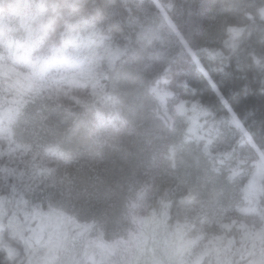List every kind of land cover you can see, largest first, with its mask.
<instances>
[{
  "label": "trees",
  "instance_id": "16d2710c",
  "mask_svg": "<svg viewBox=\"0 0 264 264\" xmlns=\"http://www.w3.org/2000/svg\"><path fill=\"white\" fill-rule=\"evenodd\" d=\"M154 3L117 0L112 8L103 0H0V105L12 72L27 71L39 61L61 60L77 27L131 51L140 43L134 17L161 11L181 31L191 17L210 16L215 5L213 0ZM251 15L230 41L192 47L190 52L170 47L155 55L145 75L151 80L148 88L114 104L100 94L109 76L106 56L92 61L85 75L44 83L15 118L12 139L0 134V201L6 207L17 200L40 210L60 209L79 222L102 227L106 239L113 231L120 233V227L132 229L130 213L146 203L157 221L164 216L167 230L181 221V203L206 202L237 213L251 163L264 155V18L256 9ZM17 40L22 46L16 49ZM152 89L164 93V99ZM152 98L157 102L151 103ZM140 102L145 104L138 107ZM194 106L206 113L208 122L220 123L211 144L219 147L214 152L224 154L218 169L209 165L200 150L203 144L194 148L183 131ZM184 108L185 113H178ZM239 130L244 138L231 139ZM186 166L192 167L187 175ZM232 168L239 174L229 178ZM261 179L264 189V175ZM256 201L264 217V193ZM0 233V264L25 255L12 229L4 225ZM230 234L236 244L241 242L240 228L233 227Z\"/></svg>",
  "mask_w": 264,
  "mask_h": 264
},
{
  "label": "rangeland",
  "instance_id": "374dc122",
  "mask_svg": "<svg viewBox=\"0 0 264 264\" xmlns=\"http://www.w3.org/2000/svg\"><path fill=\"white\" fill-rule=\"evenodd\" d=\"M103 1L112 8L117 3V0ZM213 1L214 12L207 19L205 16H193L191 23L185 25L182 22L185 26L181 31L161 11H148L134 17L132 23L140 34V43L139 48L131 51L99 39L95 31L83 34L77 27L68 36V47L61 51L64 53L61 60L39 61L29 64L27 71L12 72L11 82L0 105V134L12 139L15 118L44 83L85 75L98 56L107 57L109 72L108 82L104 84L106 90L100 94L105 96L107 103L114 104L126 97H133L141 88H148L151 80L145 75L155 55L166 53L170 47L176 51L190 52L192 47L230 41L245 20L253 17L251 14L255 9L264 18V0ZM155 2L160 5L159 0ZM245 14L247 16L243 17ZM184 17H188L187 14ZM29 29L35 30L33 26H29ZM169 34L172 35L170 40L166 38ZM226 35L231 39H226ZM16 43V49L22 46L19 40ZM77 67V73L70 72ZM157 90L152 89L151 92L164 99V93ZM31 91L35 94L28 99ZM161 99L158 102L163 106ZM154 102L157 101L152 98L151 103ZM144 104L140 102L138 107ZM163 109V114L169 116ZM185 112L186 108L178 110L180 114ZM205 117L206 113L194 106L185 120L187 124L183 131L194 148L203 144L200 150L207 155L209 165L218 169L217 161L220 162L224 154L223 151L214 152L219 147L211 144L220 123H210ZM226 121L223 123L227 126L229 122ZM237 135L240 139L244 138L245 133L239 130L230 138ZM19 139L15 143H19ZM185 152L190 154L191 148L186 146ZM190 167L186 166L183 172L187 174ZM251 170L252 174L239 192L241 200L237 213L229 212V209L218 210L206 202L197 206L191 205V202L188 205L181 203L178 208L182 214L181 221L176 227L171 226L173 230H167L164 228V216L162 221H157L147 203L142 204L144 202L141 201L142 207L130 213L132 229L122 231L118 225L120 233L113 231L109 239L103 235L102 227L98 228L92 222H79L60 209L40 210L16 200L14 204L7 205L10 208L7 210L6 204L0 201V231L4 225L12 229L25 251L24 256L14 262L9 261V264H201L204 261L205 264H264V217L256 201L259 194L264 193L261 186L263 154H259L251 163ZM203 174H207L205 168ZM237 174L239 172L232 168L229 178ZM201 190L208 195L207 188L201 187ZM233 227L240 228L243 235L238 244L230 234ZM0 239H3L1 233ZM4 251L9 256L13 255L8 247Z\"/></svg>",
  "mask_w": 264,
  "mask_h": 264
},
{
  "label": "bare ground",
  "instance_id": "6f19581e",
  "mask_svg": "<svg viewBox=\"0 0 264 264\" xmlns=\"http://www.w3.org/2000/svg\"><path fill=\"white\" fill-rule=\"evenodd\" d=\"M191 168H192V167H191ZM183 174L187 175V174H186V173H184V172H183ZM202 194H203V192H202ZM202 194H199V195H202Z\"/></svg>",
  "mask_w": 264,
  "mask_h": 264
}]
</instances>
